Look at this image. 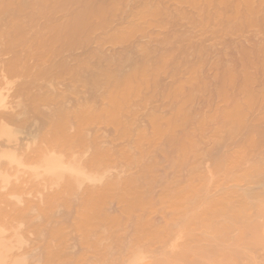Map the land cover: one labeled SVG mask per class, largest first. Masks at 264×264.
I'll list each match as a JSON object with an SVG mask.
<instances>
[{
  "label": "bare ground",
  "instance_id": "1",
  "mask_svg": "<svg viewBox=\"0 0 264 264\" xmlns=\"http://www.w3.org/2000/svg\"><path fill=\"white\" fill-rule=\"evenodd\" d=\"M33 1L0 0V264H264V5ZM185 22L263 26L211 101Z\"/></svg>",
  "mask_w": 264,
  "mask_h": 264
},
{
  "label": "rangeland",
  "instance_id": "2",
  "mask_svg": "<svg viewBox=\"0 0 264 264\" xmlns=\"http://www.w3.org/2000/svg\"><path fill=\"white\" fill-rule=\"evenodd\" d=\"M33 1V0H32ZM53 1V0H52ZM50 2V0H47V2L46 3H49L50 2V4L51 3H53V2ZM56 0H54V2H55ZM63 1H65V0H63ZM68 1V3H65V2H62V0H60V1H57V3H59V4H56L57 6L55 7V8H58V6H61V4L63 5V4H67V5H69L68 7H67V5H63V6H61V7H59L60 9H61V11L60 12H62L63 11V13L65 14V16H64V14L62 15V16H64V18L65 17H68L67 15H72V13H75L76 15H78V16H81L82 14V0H71V3L69 4V2H70V0H67ZM66 1V2H67ZM168 1V0H167ZM203 1H205V0H203ZM203 1H198V4L199 3H202V4H200V5H202L203 6V4H207V3H205V2H203ZM233 1V0H232ZM236 1V0H235ZM243 1V0H242ZM248 1H252V0H248ZM248 1H244V2H248ZM255 1V3H257V4H254L253 5V7L254 6H256V8H257V6L259 5V3H262L263 5H264V2H263V0H254ZM254 1H252V2H254ZM258 1H260L259 3H258ZM33 2H35V10H36V12L38 13V15L39 14H43V13H45V12H47V10H46V7H45V1L43 0L42 2L43 3H41V0H34ZM91 2H97L96 0H91ZM99 2L100 3H102V4H105V5H108L111 1H106V0H99ZM98 2V3H99ZM211 3H213L214 4V0H211L210 1ZM228 2H230V1H228ZM73 3V4H72ZM75 3V4H74ZM80 3V4H79ZM107 3V4H106ZM239 3V2H238ZM48 5L47 7H49V8H51V9H54V7L53 6H51V5ZM53 4H55V3H53ZM171 4V3H170ZM235 4V3H234ZM240 4H242L243 5V3L242 2H240ZM250 4H252V3H250ZM231 5H233V2L231 3ZM245 5V4H244ZM45 7V10L46 11H42V9H37V8H44ZM171 6V5H170ZM197 6H199V5H197ZM246 6H248V5H246ZM250 6H252V5H250ZM65 8V9H62V8ZM71 7V8H70ZM73 7V8H72ZM80 7V8H79ZM172 7V6H171ZM239 7V8H238ZM243 7V6H242ZM245 7V6H244ZM259 7V6H258ZM262 7V6H261ZM260 7V9H264V8H261ZM77 8H79V9H77ZM228 8H230L231 9V11H233V12H238L239 10V12H240V14H236V15H234L233 14V12H231ZM233 8H235V7H232L231 8V6L229 7L228 5H226V10L224 11V12H228V13H232L233 15H231L230 17H232L233 18V20H234V22H236V23H238L239 24V22H241V23H245L246 25H247V23H249V22H247L246 20L244 21V19H243V16H245V15H247V16H249L248 14H247V12L245 13V15H243L242 13H244L243 11H245V9L244 8H240V5H237V7L236 8H238V10L237 9H235L236 11H234L233 10ZM59 9V10H60ZM68 9H69V11H68ZM71 9H72V11H71ZM186 9H187V11L189 12V13H191V14H195V11L193 10V12H191L192 10L190 9V8H188V7H186ZM247 9V8H246ZM48 10H50V9H48ZM57 10V9H56ZM56 10H54L55 12H57ZM64 10H65V12H64ZM74 10V11H73ZM79 11V13H78V11ZM243 10V11H242ZM250 10V9H249ZM81 11V12H80ZM241 11H242V13H241ZM251 11V10H250ZM250 11H248V13H252V14H255V13H253V12H250ZM254 11H256V9L254 10ZM48 12H53V10H51V11H48ZM60 12H57V13H53L55 16H61L59 13ZM70 12V13H69ZM172 12V11H171ZM224 12L222 13L223 15H228V14H224ZM226 12V13H227ZM261 12H263L262 14H264V11H262V10H260V13ZM66 13H68V14H66ZM46 14V13H45ZM44 15V14H43ZM54 15H52V16H54ZM242 16V17H238V16ZM260 16H263L264 17V15H261V14H259ZM73 16H75V15H73ZM252 16H255V15H252ZM72 16H69V18H71ZM229 17V16H228ZM229 17V18H230ZM263 17H254V19H252L253 17H248L249 19H252V20H254L253 21V23L254 24H257L258 22L259 23H263L264 22V19H263ZM54 18V17H53ZM248 18H246V19H248ZM256 18V19H255ZM257 18H259V20L260 19H263V21L261 22V21H259ZM46 19L47 18H44V17H38L37 19H36V22L34 21V23L33 24H35V25H37V26H40V25H43V24H45V22H46ZM54 19H56V18H54ZM39 20V21H38ZM52 20V19H51ZM238 20H239V22H238ZM255 20H257V23H256V21ZM45 21V22H44ZM231 21V20H230ZM211 22V24H213V20H209V23ZM230 23V22H229ZM228 22H227V24H229ZM258 23V24H259ZM38 24H40V25H38ZM185 24L186 25H181V27L180 28H177L178 26H175V25H173L174 27H172L175 31V33L172 31L173 29L172 28H170L171 30H168L169 32H157V29H155V31H153V32H155V36H156V33H160V35L159 36H157V37H161V38H159V39H162L163 37H164V35L163 34H165V33H169L170 35H172L171 34V32L172 33H174V34H178V35H180V34H183V35H185L183 38H186V39H188V40H190V41H188V40H186V39H183L182 38V42H180V40L181 39H176V42L174 41L172 44H177V45H173V46H178V47H183V46H185L186 44L187 45H191V46H195V47H199L200 45H199V41H200V43H203V42H206V44H205V46H209L208 48H210L209 49V51H208V53H206V54H203L202 55V58L203 59H207V58H209V59H211V60H207L209 63H212L211 64V66H209V65H207V64H209V63H206V66L205 67H203V71L205 72V73H203L202 75L203 76H205V75H207V76H205V80L207 79V82H208V84L209 85H213V86H207V87H202V88H200L202 91V93L198 90V92H199V94L201 93V96H204V97H206V98H208L209 99V96H211L210 98L212 99V97H214L216 94H214V93H216V91L218 90V88H220V84H221V75H222V72H223V70L225 69V66L227 65V63H229L230 64V62L231 63H236L235 62V58H233V57H236V52L235 51H233V50H238V49H240V47L241 46H245L246 47V45H252L253 44V41H257L258 43L260 42V41H258V40H261V38H262V36L261 35H259V34H261V32H259V30L264 26V23L262 24L263 26L261 27V28H257V26H255V27H251V26H245L244 28H241L242 29V31H234L233 30V27L231 26V27H226L225 28V31H224V33L222 32V34H219V33H221V32H219V33H216V32H218V31H220V29H216V28H213V25H210L209 27H208V29L210 30H208V31H196L195 32V30H194V28H193V30H192V28H188V27H191V25L190 24H188V23H186L185 22ZM244 24V25H245ZM257 24V25H258ZM184 26V27H183ZM186 26H188V27H186ZM212 26V27H211ZM186 27V28H185ZM211 27V28H210ZM246 27H247V29H246ZM178 30H177V29ZM182 28H185V29H183L182 31L183 32H181L180 31V29H182ZM251 28V29H250ZM196 29V28H195ZM250 29V30H249ZM258 29V31H256ZM263 29H264V27H263ZM179 31V32H177V31ZM191 30V31H190ZM213 30H216V32L215 31H213ZM227 30V31H226ZM230 30H232V31H230ZM185 31V32H184ZM187 31H190V32H187ZM244 31H246V32H244ZM177 32V33H176ZM202 32V33H201ZM203 32H205V33H207V34H205V33H203ZM209 32V33H208ZM210 32H212V33H216L217 34V36H220V35H222L221 36V38L220 37H218V38H216V39H219L218 41H214L215 40V38L213 39V37L211 36L212 35V33H210ZM257 34V37H258V39H257V37H256V35L254 34ZM192 33V35L193 36H190V34ZM196 35H195V34ZM198 34H200L199 36L200 37H204L203 38V41L201 40V38L198 36ZM210 35V37H208L209 35ZM215 34V35H216ZM238 34H239V36H238ZM242 34V35H241ZM177 35V36H178ZM208 35V36H207ZM226 35V36H225ZM229 35V37H227ZM187 36H189V37H187ZM197 36V37H196ZM205 36H207V37H205ZM217 36H215V37H217ZM232 36V37H231ZM192 37V38H191ZM227 37V38H226ZM238 37H240V38H238ZM254 37H256V39L254 38ZM172 38V37H171ZM198 38V39H197ZM208 38H212L213 40H211V39H208ZM235 38H237L236 40H235ZM193 39H196L195 41H198V42H194L193 41ZM204 39H206V41H204ZM224 39V40H223ZM238 39H240V41H237ZM253 39H255V40H253ZM208 40H211V41H208ZM222 40V41H221ZM232 40V41H231ZM247 40H251V41H247ZM173 41V40H172ZM178 41L182 44V45H178ZM194 42V43H192V42ZM219 41H221V43L219 42ZM225 41H227V42H225ZM228 41H230V42H228ZM236 42V43H234V42ZM242 41V42H241ZM217 42H219V43H217ZM240 42L241 43H243V45L242 44H240ZM248 42H251V44L250 43H248ZM257 42H254V44L255 43H257ZM213 43H215V44H213ZM208 44H210V45H208ZM216 44H217V48H215L216 47ZM223 44V46H225V45H227L226 47L227 48H225L226 49V51H227V54H224V57H223V53H222V51H223V47H221V45ZM231 45V48L230 49H228L230 46L229 45ZM202 45V44H201ZM235 45H238V46H235ZM213 46V47H212ZM232 46H234V47H232ZM219 47L220 48H223V49H219ZM247 47H249V46H247ZM213 48V49H212ZM217 49H219V50H217ZM232 49V51H228V50H231ZM220 52V53H219ZM228 55H230V56H228ZM232 55H233V57H232ZM5 58L7 57L6 55L4 56ZM215 57H217L218 59H219V63H221V64H219V67H217L218 68V70H217V68L215 69V67H214V65H215V62H217L216 61V58ZM213 58V59H212ZM226 58H229V59H226ZM197 59V58H196ZM221 59V60H220ZM222 59H224V60H222ZM230 59H232V60H234L233 62H232V60H230ZM228 61V62H226V65H223V64H225V61ZM181 61V60H180ZM196 61V60H195ZM212 61V62H211ZM223 61V62H222ZM213 65V66H212ZM223 65V67H221ZM214 67V68H213ZM204 69H207V70H204ZM214 71V70H216V71H212V70ZM220 69H222V71H220ZM186 72H181V74L183 75V77H185V76H187V74H185ZM205 74V75H204ZM182 75H180L181 76V78H182ZM217 75V76H216ZM214 79H217V80H214ZM220 82H219V81ZM209 81H211V82H209ZM240 82V80H238V82L237 83H239ZM219 86V87H218ZM210 87L212 88V89H216V91L215 92H213V90L211 89V90H209L210 89ZM207 90V91H205V90ZM209 91H211V92H209ZM213 93V94H212ZM200 96V97H201ZM202 101H204V100H201V101H199L198 102V99L196 100V102L194 103V105H196V110H206V109H203L205 106H206V101H204V102H202ZM209 101H211L210 99H209ZM197 103V104H196ZM195 107V106H194ZM200 108H202V109H200ZM197 112V111H196ZM6 227V226H5ZM5 229H7V230H9L7 227L5 228Z\"/></svg>",
  "mask_w": 264,
  "mask_h": 264
}]
</instances>
